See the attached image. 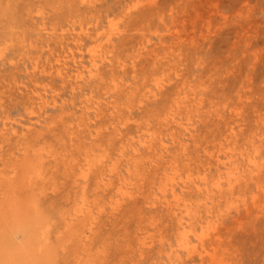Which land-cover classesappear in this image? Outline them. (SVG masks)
<instances>
[{
	"label": "bare ground",
	"instance_id": "6f19581e",
	"mask_svg": "<svg viewBox=\"0 0 264 264\" xmlns=\"http://www.w3.org/2000/svg\"><path fill=\"white\" fill-rule=\"evenodd\" d=\"M80 3L91 6L95 1L80 0ZM135 8V5L126 6L119 18L128 17ZM37 17L43 19L40 12H37ZM81 30V33L73 34L68 29L48 31L46 26H41L39 33L47 35L48 41L57 42L59 51L49 49L46 61L37 59L32 63L31 70L33 74L39 73L48 79L57 78L63 85L70 84L73 93L88 81L105 84L103 92L100 90L102 95L96 97L93 92L85 95L79 101V115L76 112L66 114L64 110L61 111L63 114L45 124L49 132L58 136L55 144L46 142L43 132L33 128L41 122L48 108L58 105V93L53 90L50 100L43 85L33 88L29 96L27 110L34 123L23 126L20 132L8 127L12 123L7 122L0 129V137H6L5 141L15 137V143L9 146L8 152L0 153V264H56L61 257L67 258L69 264H108L109 255L114 251L126 253L131 250V240L145 234L147 226L155 230V217L146 220L149 216L145 217L147 209H161L174 221L176 246L164 252L170 264L176 263L179 252L185 253L188 260L196 254L203 262L204 256L210 253L207 254L203 247L198 251L197 247L200 244L203 246L204 238H208L204 229H210L213 224L214 204L227 200L228 195L247 186L249 181L259 182L264 172L260 151L255 148L253 155H248L247 148L234 147L221 153L223 144L236 136L233 127H227L223 143L215 146V151H205L204 160L203 156L199 160L201 157L197 155L200 157L198 161L188 156V143L182 144L179 151L185 158L180 160L178 154L170 155V145L178 143L179 137L191 138L193 127L189 122V113L201 105L196 91L175 89L164 100L163 113L151 115L145 121L125 117L126 114L118 119L119 112L131 113L132 107H120L114 95L129 90L127 96L133 97L139 89V86L127 84L119 78V74L128 67L134 70V60L129 66L127 60L116 57L112 50L104 51L99 33ZM109 30L111 33L106 37V43H111V37H120L124 33L113 22ZM84 38L90 43L86 49L87 65L82 54ZM68 39L71 42H67ZM49 45L47 43L46 47L49 48ZM145 48V44L139 43L133 56L138 58L147 53L155 59L152 52H141ZM170 82L171 78L165 83L156 79L148 88L144 81V93L139 101L136 98V105L141 107L147 100L158 99ZM181 114L187 115L188 119L183 121ZM113 119H118V123L108 131L110 125L104 122ZM94 124L96 128L91 130ZM129 125L134 131L130 135L123 134L122 131ZM163 131L168 132V142L161 137ZM177 131L180 133L177 134ZM108 134L110 137L102 143L106 140L102 138ZM250 144L253 145V142L250 141ZM239 158L244 164L239 163ZM144 160L148 161V165ZM212 167L216 170L214 175L211 174ZM56 179H60L61 183H57ZM47 192L59 195L65 192L60 210L51 216H46L42 206ZM193 196H200V199L195 200ZM126 200L134 205L129 224L113 232H124L125 240L120 242L122 245L111 241L109 236L103 235V240L100 233L104 219L110 222L116 220L122 212L119 213V207ZM124 206H127L126 203ZM99 235L102 242L98 241ZM142 244L139 241L138 250Z\"/></svg>",
	"mask_w": 264,
	"mask_h": 264
},
{
	"label": "rangeland",
	"instance_id": "374dc122",
	"mask_svg": "<svg viewBox=\"0 0 264 264\" xmlns=\"http://www.w3.org/2000/svg\"><path fill=\"white\" fill-rule=\"evenodd\" d=\"M94 1L90 6L81 4L80 0H0V129L7 122L12 123L8 127L20 132L23 126L34 123L27 110L29 96L35 88L43 85L50 100L54 92L60 97L56 96L58 105L48 108L44 118L33 128L43 132L46 142L55 144L58 136L49 132L45 124L63 114L64 110L66 114L76 112L79 115V101L85 95L91 92L96 97L102 95L105 84L88 81L73 93L70 84L63 85L57 78L48 79L39 73L33 74L31 70L32 63L37 59L46 61L49 49L59 51L57 42L48 41L47 35L39 33L41 26H46L48 31L68 29L73 34L88 29L92 34H100L99 42L104 43V51L112 50L116 57L127 60L129 66L134 60V70L128 67L129 70L127 68L118 77L127 84L139 86L140 90H136L133 97L127 96L129 90L114 95L120 107H132L131 113L119 112L118 119L126 114L125 117L145 121L151 115L163 113V102L175 89H194L201 99V105L189 113V122L193 127L191 138L179 137V144L170 145L169 154H178L182 160L185 156L180 155L181 145L188 143V156L196 161L200 157L199 160H202L203 156L204 160L205 151H215V146L223 143L226 128L233 127L236 136L223 144L221 153L235 147L247 148V154L253 155L257 148L264 159V0ZM134 5L136 8L128 17L119 18L126 6ZM37 12L43 16L42 20L37 17ZM111 22L117 23L124 33L120 37H111V43H106V37L111 33ZM47 43H50L49 48L46 47ZM139 43L146 45L141 52H152L156 58L147 56V53L139 59L134 57ZM83 44V60L87 65L86 49L90 44L87 38H84ZM168 77L171 82L166 84L158 99L147 100L141 107L136 105V98L139 101L144 93V81L145 86L151 88L156 79L165 83ZM181 116L183 121L188 119L185 114ZM118 119L104 122L110 125L108 131L118 123ZM95 126L92 125L91 130ZM153 127L158 129L157 125ZM124 131L123 134L130 135L134 128L129 125ZM167 135V131L161 133L165 142H168ZM109 137V134L104 135L102 139L106 140H102V143ZM5 140L6 137H0L1 154L8 152L9 146L15 143V137ZM144 162L148 165L147 160ZM239 163L244 164V161L239 158ZM215 171L212 167L211 174L214 175ZM195 172L194 169L196 175ZM55 181L61 183L60 179ZM65 192L60 195L47 192L42 200L46 216L60 210ZM233 194L228 195L227 200L214 204L213 224L210 229H204V235L208 238H204L203 246L200 244L197 247L198 251L203 247L210 254L205 255L201 262L196 254L192 260H188L185 253L179 252L177 264H264V172L257 184L249 181L247 186L236 189ZM198 198L200 196H193L195 200ZM125 203L127 206H124ZM133 208V204L124 201L119 207V213L122 212L116 220L110 222L104 219L100 235L109 236L111 241L122 245L120 242L125 240L124 232H113L129 224ZM145 212V217L150 216L146 220L155 217V230L146 225V233L131 240V250L126 253L114 251L109 255L108 264H170L164 252L176 246L174 221L161 209H147ZM100 235L98 241L102 242ZM161 240L163 242L160 243ZM139 241L143 242L140 250ZM61 258L56 264H69L67 258Z\"/></svg>",
	"mask_w": 264,
	"mask_h": 264
}]
</instances>
